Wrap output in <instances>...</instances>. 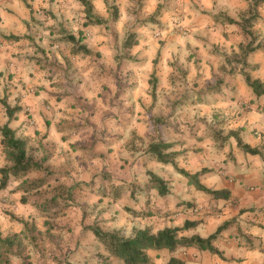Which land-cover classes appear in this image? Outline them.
Masks as SVG:
<instances>
[{
  "label": "clouds",
  "instance_id": "obj_1",
  "mask_svg": "<svg viewBox=\"0 0 264 264\" xmlns=\"http://www.w3.org/2000/svg\"><path fill=\"white\" fill-rule=\"evenodd\" d=\"M0 264H264V0H0Z\"/></svg>",
  "mask_w": 264,
  "mask_h": 264
}]
</instances>
